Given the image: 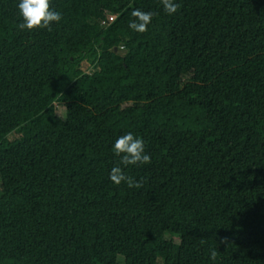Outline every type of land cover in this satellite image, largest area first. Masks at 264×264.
I'll return each mask as SVG.
<instances>
[{"label":"trees","instance_id":"1","mask_svg":"<svg viewBox=\"0 0 264 264\" xmlns=\"http://www.w3.org/2000/svg\"><path fill=\"white\" fill-rule=\"evenodd\" d=\"M174 2L0 0V264H264V0Z\"/></svg>","mask_w":264,"mask_h":264},{"label":"clouds","instance_id":"2","mask_svg":"<svg viewBox=\"0 0 264 264\" xmlns=\"http://www.w3.org/2000/svg\"><path fill=\"white\" fill-rule=\"evenodd\" d=\"M161 3L164 11L168 14L175 13L180 7L174 0H161ZM17 9L22 18V22L17 25L20 30L32 31L42 28L51 31V25L54 22L58 23L62 18L61 13L52 8L51 0H18ZM131 15L135 19L129 23V28L142 33L147 31V25L151 23L152 17L156 13L134 9ZM113 152L121 157L120 163L124 165L151 163L150 155L144 152L143 139L134 136L131 132L116 139L113 144ZM109 178L114 184L119 185L124 182L129 188H140L143 184V179L135 180L133 177L125 175L119 166L111 168ZM216 255V251L212 250L210 258L215 260Z\"/></svg>","mask_w":264,"mask_h":264},{"label":"rangeland","instance_id":"3","mask_svg":"<svg viewBox=\"0 0 264 264\" xmlns=\"http://www.w3.org/2000/svg\"><path fill=\"white\" fill-rule=\"evenodd\" d=\"M83 70L85 71H89L90 70V66L89 64H87L86 62L82 63V67ZM115 108V107H114ZM56 110L58 112V114H60L62 117H64V107L62 104H57L56 105ZM107 113H111V109L107 110ZM11 137V136H10ZM118 260H122V256H118Z\"/></svg>","mask_w":264,"mask_h":264},{"label":"built area","instance_id":"4","mask_svg":"<svg viewBox=\"0 0 264 264\" xmlns=\"http://www.w3.org/2000/svg\"><path fill=\"white\" fill-rule=\"evenodd\" d=\"M113 20V15H106L105 18L100 20V25L106 27Z\"/></svg>","mask_w":264,"mask_h":264}]
</instances>
